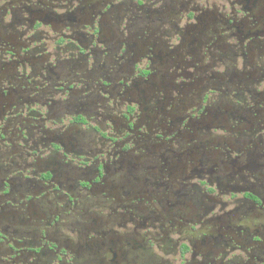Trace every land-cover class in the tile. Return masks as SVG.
Instances as JSON below:
<instances>
[{"label":"flooded vegetation","instance_id":"1","mask_svg":"<svg viewBox=\"0 0 264 264\" xmlns=\"http://www.w3.org/2000/svg\"><path fill=\"white\" fill-rule=\"evenodd\" d=\"M0 264H264V0H0Z\"/></svg>","mask_w":264,"mask_h":264}]
</instances>
